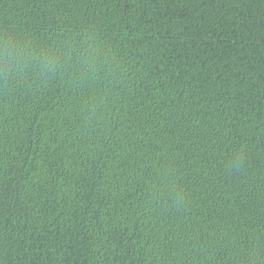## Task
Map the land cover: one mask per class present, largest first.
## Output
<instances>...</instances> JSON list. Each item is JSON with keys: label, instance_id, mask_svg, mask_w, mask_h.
I'll return each instance as SVG.
<instances>
[{"label": "trees", "instance_id": "16d2710c", "mask_svg": "<svg viewBox=\"0 0 264 264\" xmlns=\"http://www.w3.org/2000/svg\"><path fill=\"white\" fill-rule=\"evenodd\" d=\"M0 36L61 54L0 81V264H264V0H0Z\"/></svg>", "mask_w": 264, "mask_h": 264}, {"label": "clouds", "instance_id": "9594fccd", "mask_svg": "<svg viewBox=\"0 0 264 264\" xmlns=\"http://www.w3.org/2000/svg\"><path fill=\"white\" fill-rule=\"evenodd\" d=\"M60 55L55 50L37 52L12 36H0V81L21 80L30 71L41 76L54 73L60 67ZM81 59L87 68L92 66V56L87 50Z\"/></svg>", "mask_w": 264, "mask_h": 264}]
</instances>
